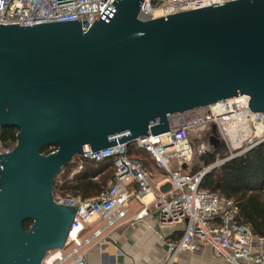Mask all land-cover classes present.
Here are the masks:
<instances>
[{
    "label": "water",
    "instance_id": "95a60500",
    "mask_svg": "<svg viewBox=\"0 0 264 264\" xmlns=\"http://www.w3.org/2000/svg\"><path fill=\"white\" fill-rule=\"evenodd\" d=\"M142 1L114 0L86 31L80 19L0 23V127L19 129L0 155V264L65 246L78 205L57 203L54 186L85 148L167 132L173 116L241 95L264 112V0L147 19Z\"/></svg>",
    "mask_w": 264,
    "mask_h": 264
},
{
    "label": "built area",
    "instance_id": "2783aa9c",
    "mask_svg": "<svg viewBox=\"0 0 264 264\" xmlns=\"http://www.w3.org/2000/svg\"><path fill=\"white\" fill-rule=\"evenodd\" d=\"M224 1L228 0H143L139 17L155 18ZM113 2L0 0V23L31 26L80 19L86 31ZM157 10L161 11L159 15H156ZM249 101L246 95L229 98L173 116L175 120L167 132L141 136L129 143H117L98 151L85 148L78 155L83 159L96 162L112 160L114 181L93 198L54 190L57 203L78 207L65 246L48 251L42 264H88V251L106 237L109 227L127 216L130 199H141L156 189L144 161L128 154L127 147L132 143L148 151L156 166L165 170L169 177L170 188L166 191L157 189L152 209L165 223H186L179 240L166 242L164 264H177L181 252L199 253L206 246L212 247L233 264H264V236L256 235L240 218L238 203L202 187L212 164L197 172L188 170L194 153L203 155L212 151V144L206 139L208 132L211 135L212 125H216L218 136L228 151L226 157L216 162L223 163L264 144V112L251 110ZM13 147L3 144L0 137V155L10 153ZM82 167L80 163L70 173V178ZM57 182L61 184L62 180L59 178ZM133 182L139 186L137 192L130 187ZM148 214V207H144L136 217L143 218ZM95 220H103L105 224L84 237L87 226Z\"/></svg>",
    "mask_w": 264,
    "mask_h": 264
},
{
    "label": "trees",
    "instance_id": "16d2710c",
    "mask_svg": "<svg viewBox=\"0 0 264 264\" xmlns=\"http://www.w3.org/2000/svg\"><path fill=\"white\" fill-rule=\"evenodd\" d=\"M18 131L19 129L14 126L2 127L0 137L3 144L15 145ZM210 137L208 132L206 139L210 141ZM56 149L57 146L48 145L42 151L48 154ZM127 149L129 155L143 160L148 170V164L156 166L151 154L145 149L134 143L129 144ZM227 155V148L222 141L217 146L212 144L211 152L203 155L194 153L193 157H199L198 162L188 170L197 172ZM80 163L83 165L82 169L76 172L73 180L68 179L70 173L76 170ZM114 172L111 159L96 162L76 155L57 175L54 190L59 189L62 194L83 198L98 195L108 188L110 181H114ZM59 178L62 180L61 184L57 182ZM202 187L236 201L240 209V218L256 235L264 236V144L210 169L202 181ZM31 224L32 220H26L24 227L29 229Z\"/></svg>",
    "mask_w": 264,
    "mask_h": 264
},
{
    "label": "crops",
    "instance_id": "0c3cea01",
    "mask_svg": "<svg viewBox=\"0 0 264 264\" xmlns=\"http://www.w3.org/2000/svg\"><path fill=\"white\" fill-rule=\"evenodd\" d=\"M148 165L156 189L141 199L135 197L130 199L127 216L117 221L115 226L109 227L106 230V237L88 251V264H164L167 254L166 242L177 241L183 235L185 222L165 223L159 213L152 209V201L157 189L166 191L170 185L165 170L152 163ZM74 177L75 175L70 178L69 175L68 179L73 180ZM110 183L111 181L108 186ZM130 187L135 192L139 190L135 182L131 183ZM144 207H148L149 214L137 218L136 215ZM103 224H105L103 220L91 222L83 236L90 235ZM176 262L177 264H228L210 246L204 247L199 253L181 252Z\"/></svg>",
    "mask_w": 264,
    "mask_h": 264
},
{
    "label": "rangeland",
    "instance_id": "374dc122",
    "mask_svg": "<svg viewBox=\"0 0 264 264\" xmlns=\"http://www.w3.org/2000/svg\"><path fill=\"white\" fill-rule=\"evenodd\" d=\"M161 13V11L160 10H157L156 11V15H159ZM198 158L199 157H193L192 158V163H191V165L189 166V168H192V166L193 165H195L197 162H198ZM220 159H222V158H220ZM220 159H218V160H220ZM217 160V161H218ZM205 167V166H204ZM212 248V247H211ZM55 249H52V251H54ZM220 255V254H219ZM225 261H226V263H228V264H233L228 258H224L223 257V255H220Z\"/></svg>",
    "mask_w": 264,
    "mask_h": 264
},
{
    "label": "bare ground",
    "instance_id": "6f19581e",
    "mask_svg": "<svg viewBox=\"0 0 264 264\" xmlns=\"http://www.w3.org/2000/svg\"><path fill=\"white\" fill-rule=\"evenodd\" d=\"M174 119V118H173ZM175 120V119H174Z\"/></svg>",
    "mask_w": 264,
    "mask_h": 264
}]
</instances>
